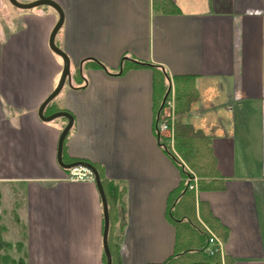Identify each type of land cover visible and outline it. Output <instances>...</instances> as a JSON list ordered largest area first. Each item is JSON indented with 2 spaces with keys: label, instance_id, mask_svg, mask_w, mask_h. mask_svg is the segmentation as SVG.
Masks as SVG:
<instances>
[{
  "label": "crops",
  "instance_id": "crops-1",
  "mask_svg": "<svg viewBox=\"0 0 264 264\" xmlns=\"http://www.w3.org/2000/svg\"><path fill=\"white\" fill-rule=\"evenodd\" d=\"M54 1L64 12L55 42L84 80L72 76L54 99L74 117L63 155L101 166L124 191L122 264L174 251L166 210L182 176L158 142L154 110L165 72L196 77L199 97L181 119L212 137L226 180L195 189L228 231L218 237L222 264H264V0H172L177 13L152 0ZM20 10L0 6V244L22 251L21 264H106L97 185L58 163L67 120L38 115L62 72L49 46L58 13ZM122 57L155 67L120 72ZM93 60L104 67L85 63Z\"/></svg>",
  "mask_w": 264,
  "mask_h": 264
},
{
  "label": "trees",
  "instance_id": "trees-1",
  "mask_svg": "<svg viewBox=\"0 0 264 264\" xmlns=\"http://www.w3.org/2000/svg\"><path fill=\"white\" fill-rule=\"evenodd\" d=\"M155 11L166 13L179 12L172 0H152ZM95 66H102L97 60L85 61ZM151 66L122 57L120 72L133 66ZM72 76L79 82L84 81L81 68H76ZM173 96L176 120L170 123L173 128V144L168 137L159 134L158 124L162 121V111L166 101ZM199 97L196 87V77L190 75L170 76L167 72L163 78H155L154 110L155 129L160 146L173 159L181 171L182 180L178 187L171 191L168 199L166 216L174 225L175 244L173 254L160 263L149 264H222L220 252L211 253L209 239L214 234L223 241L227 236V229L212 215L206 201H197L196 188L199 191H217L225 187V178L220 174L212 148V137L202 130L195 129L191 124L182 121V116L188 113L193 102ZM54 100L49 103L45 115L60 111ZM54 107V108H53ZM53 108L52 110H49ZM63 150L65 152V143ZM63 160L66 163L78 161L76 159ZM100 174L106 194L110 215L109 248L112 255V264H122L120 243L126 223L123 220L124 191L115 183L107 180L101 166L93 164ZM70 171V170H69ZM196 178V182L194 181ZM196 185V188H195ZM193 186V188H190ZM226 264L231 261L226 257ZM106 263V258H105Z\"/></svg>",
  "mask_w": 264,
  "mask_h": 264
},
{
  "label": "water",
  "instance_id": "water-1",
  "mask_svg": "<svg viewBox=\"0 0 264 264\" xmlns=\"http://www.w3.org/2000/svg\"><path fill=\"white\" fill-rule=\"evenodd\" d=\"M14 7L18 9H32L40 6H49L52 7L57 13H58V20L55 24L54 28L51 31L50 38H49V46L53 53L58 55L62 59V72L59 78V81L54 88V90L46 97V99L42 102L38 109V115L40 119H42L45 122H51L54 121L57 118H65L67 120V123L63 130L61 131L59 142H58V163L61 167L65 169H73L76 167H83L88 170H90L93 174L94 181L97 185V188L99 190L101 199H102V205H103V212H104V232H103V247H104V253L106 256V264H112V255L109 248V241H108V235H109V228H110V215H109V207H108V201L106 198V194L102 185V181L100 178V174L96 167L87 161L78 160L71 163H66L63 160V147L65 139L70 131V129L73 126L74 123V117L73 115L68 111H57L50 115H45V108L49 103H51L62 91L64 86L66 84L72 85V71H71V59L69 55L63 51L55 42L56 35L58 34L60 28L62 27L64 23V12L62 7L54 0H35L31 2H21L19 0H8Z\"/></svg>",
  "mask_w": 264,
  "mask_h": 264
},
{
  "label": "built area",
  "instance_id": "built-area-1",
  "mask_svg": "<svg viewBox=\"0 0 264 264\" xmlns=\"http://www.w3.org/2000/svg\"><path fill=\"white\" fill-rule=\"evenodd\" d=\"M175 116L176 115L174 112V100L172 96L169 100L166 101V105L163 108L161 115L162 121L157 126L159 134L168 137V141L170 144H173V128L170 126V123L173 124V122L176 120ZM71 178L75 180H85V179L94 180L92 172L83 167H76L71 169ZM194 181L196 182L195 177H194ZM190 188H193V186H190ZM209 243L210 245L208 250L211 253L220 252L222 254V247H221L222 244L214 234H211Z\"/></svg>",
  "mask_w": 264,
  "mask_h": 264
},
{
  "label": "rangeland",
  "instance_id": "rangeland-1",
  "mask_svg": "<svg viewBox=\"0 0 264 264\" xmlns=\"http://www.w3.org/2000/svg\"><path fill=\"white\" fill-rule=\"evenodd\" d=\"M2 5H6L11 11L15 12V11H22L18 8H15L13 5L10 4V2L8 0H0V6ZM38 7L36 8H32V9H37ZM2 14L3 16H6L5 14H7V12H3L2 11ZM176 117V116H175ZM61 119L63 118H57L55 119V121H60ZM174 138V137H173ZM2 245V255L4 256L5 254H8L9 257L12 259L11 261L9 259H0V264H21V260L23 258V253L22 251H17V248L16 247H11V248H8L7 246H5L4 244H0Z\"/></svg>",
  "mask_w": 264,
  "mask_h": 264
}]
</instances>
